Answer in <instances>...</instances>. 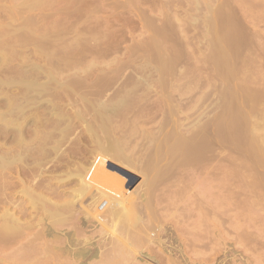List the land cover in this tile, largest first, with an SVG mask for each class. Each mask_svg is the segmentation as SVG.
Listing matches in <instances>:
<instances>
[{"label": "rangeland", "instance_id": "obj_1", "mask_svg": "<svg viewBox=\"0 0 264 264\" xmlns=\"http://www.w3.org/2000/svg\"><path fill=\"white\" fill-rule=\"evenodd\" d=\"M24 1L29 2V5L27 2L26 5ZM200 1L0 0V22L1 20L5 23L12 21L14 27L15 24H18L15 28L24 26L20 28L22 31H18L20 36L18 39L16 38L18 35L15 38H5L8 35L3 34L5 40L1 36L5 43L2 40L0 42L6 45L3 48L9 50L13 45L16 48V45L21 46L22 40H26L25 45L27 49H30H28L29 56L32 57H30L29 63L25 62L21 64V67L20 60L14 55L16 58L7 63V68L10 69L9 73L14 70L10 74L5 72L6 75L15 77L18 70L22 68L30 70L31 60L33 63L51 67L52 71L57 70L55 71V74L58 73L57 81L65 85V88H57L56 95L54 94L56 112H61L64 115L67 113L68 115L90 117V115H95V107L99 104L105 103L104 106H108L110 103L109 107L114 108L115 114L109 115H116L114 120L118 125H121H117L118 131L126 126L123 130L127 129L126 131L132 133L134 138L132 137L131 140L134 144L137 142L139 145L143 137L146 138L143 141L146 143V146L144 145L146 148L143 149L139 146L137 153L140 157L143 151L145 154L143 153L142 156H145L151 164L144 160L145 158L137 156L140 161L134 159L137 162V164L134 162V165H137H135L136 169L134 166L133 169L130 168L133 171L130 170L129 177L125 178L127 182L129 178L133 181L131 177L136 181L129 180V183L121 184L119 196L123 194L125 196L123 199L126 201V203L123 201V204H127L125 207L129 208V211L131 210L132 215L136 213L135 217L131 215L135 227L138 228V225L142 224L139 227L143 228L145 223L149 224L147 217L156 215V217H150L149 222L153 225L152 229L157 230V235L149 236L147 241L146 238L140 240L142 243L139 242L138 246L135 245L133 250L135 252L132 251L130 254L131 260L127 258L125 264H148V262L149 264H210L211 262V264H231L232 262V264H264V167H262L264 166V151L261 152L264 141L258 138L264 135V0ZM36 2L40 5L35 4ZM31 5L34 6L33 9L28 7ZM20 6L21 8H19ZM26 6L31 10L26 11L28 9ZM207 16L210 20H207ZM205 18L207 23H205ZM4 22L1 23L4 24ZM20 22L22 24L24 22L26 25H22ZM25 26H28V32ZM30 35L32 36L30 37ZM20 38H22L21 42L17 41ZM25 42L23 41V43ZM23 43L22 45H24ZM34 46L39 47H36V50L40 52L42 58L35 54L36 50L32 51L33 55L30 53ZM1 52L10 53L3 50L0 51V55L3 54ZM0 76H2L1 73ZM145 85L146 87H144ZM248 90L251 92L249 93ZM249 94L252 96L249 97ZM85 100L89 102L87 103ZM249 101L253 102V106ZM2 104L3 101H0V108ZM245 106L248 108L252 106L249 109L250 113ZM42 110L39 108L30 112L48 115L47 110ZM118 116H120L119 123L116 119ZM187 116L189 117L187 118ZM245 116L248 118L250 116V118L246 119ZM124 117L127 121L124 120ZM236 118L241 120L238 121ZM246 123L249 124L245 126ZM253 123L260 124L259 128L262 130L257 129V125L251 128ZM160 124H163L162 128L159 127ZM256 131L257 137L255 136L257 135ZM163 137H166V143L160 142L165 141L162 139ZM255 137L262 142V145L259 140L256 143L252 141ZM262 138L264 139V136ZM250 141L253 143L252 145ZM156 143L157 147L154 149ZM158 143L160 147L163 145L164 151L159 148ZM179 143L180 145H178ZM172 144L174 145L170 148H175L174 146L177 144V150L169 148V145ZM247 148L250 152L247 151ZM158 151L163 154L160 158L157 157L160 155ZM87 155L91 157L90 153ZM162 156L166 157L161 159ZM152 158L160 164H156ZM141 160L151 165L150 167L147 164L150 171L146 170L145 163L143 165ZM86 163L88 164L89 161ZM162 165L165 168L160 167ZM66 167L63 166L62 170H65ZM159 167L165 170L162 169V172L157 173L161 171ZM141 172L146 176L145 183L139 182L140 180L137 178ZM156 173L159 175L157 176ZM71 180L62 187L66 191H70L74 187L76 180ZM129 184L133 186L131 187ZM128 185L129 188H133L130 189L134 190L132 192L138 188L137 193L129 192ZM148 188H150V192ZM143 192L145 193L142 194ZM133 194L139 197L134 196L135 199L137 198L135 200L131 198ZM150 194L153 196L151 197ZM143 197L145 199L148 197L146 202L150 199L148 203L151 207L148 206V208L153 213L145 208L148 216L145 215L147 217L144 218L147 221L142 219L144 215V213L141 214L142 210L138 211L137 209V213L135 209H132L140 207L139 205L144 199L140 202L138 198ZM134 200L137 201V205H134L136 202L133 204ZM159 201L161 202L159 203ZM146 202L143 201L145 205L148 204ZM145 205L140 208L143 209L147 206ZM160 206L164 208L161 210ZM145 209L143 212H146ZM159 211L160 214L164 211L167 216L162 214V217H158L161 216ZM104 217L105 222L101 220ZM140 218L143 222L139 221L140 223L137 224ZM106 219L105 215L96 218L100 221L96 223L97 227L101 226L100 228L95 226V221L93 223L92 220L93 227L88 222L87 230L85 227V230L83 228L85 233L82 231L85 237L81 235L82 233L78 234V237L87 238L88 235L91 237L95 235V239L96 237L99 239L98 235L101 232L98 231L104 228L102 226H111L108 225ZM151 220H154V223ZM122 225L124 226L123 223ZM149 225L145 228L151 227ZM117 226H111L112 239L116 238L113 239L114 242L112 239L110 240V234H108L110 241L107 238L106 240L110 242L109 244L112 241L116 245V240L118 244L121 243V241L118 242V239L123 236L122 227ZM96 230H98V234ZM102 232L99 236L105 233ZM157 237L162 242L154 241ZM164 239L166 240L164 241ZM106 240H103L101 249H99L103 252L98 256L102 255L101 258L112 259V257L107 258L112 254L114 259L119 250L112 247L114 245L112 244L109 247L111 250L107 249L109 253L111 252L109 254L106 250L107 245L109 246L106 244L108 243ZM163 245H167L169 248L167 249ZM179 245L181 246L178 247ZM114 250L117 252L115 253ZM104 252L106 254L103 255ZM142 253L143 256H140ZM193 254H196L195 258ZM144 255L152 261L146 260ZM185 257L187 258L185 259ZM139 259H141V263ZM96 260L102 261L100 258ZM96 260L92 258L87 262L88 264H97ZM142 260L148 262L143 263Z\"/></svg>", "mask_w": 264, "mask_h": 264}, {"label": "bare ground", "instance_id": "obj_2", "mask_svg": "<svg viewBox=\"0 0 264 264\" xmlns=\"http://www.w3.org/2000/svg\"><path fill=\"white\" fill-rule=\"evenodd\" d=\"M223 2H227V1L224 0ZM27 3L29 5V2H27ZM27 3H26V5H27ZM42 3H43V1H42ZM35 4H37V2ZM32 5H34V4H32ZM32 5L28 6V7L31 8ZM37 5H40V3H38ZM28 7L26 6V8H28ZM203 7H204V5H203ZM205 7H207V6H205ZM19 8H21V6ZM30 8L26 9V11L29 10ZM33 8H34V6L31 9H33ZM3 10H4V7H3ZM24 10H25V8H24ZM199 10H202V9H199ZM13 12H12V14H13ZM2 14H4V13H2ZM195 16H196V14H195ZM208 19H209V17L207 16V20ZM21 20L23 21V19H21ZM25 20L27 21V19H25ZM179 20H181V19H179ZM205 20H206V18H205ZM207 20L205 23L208 22ZM1 22H4V21L1 20ZM1 22H0V41L2 40V37L4 35L5 36L8 35V37H5V38H10V37L15 38L17 35H18L16 37L17 39H18V37H20L18 34V31L19 30L22 31V29H20V28L24 27V26H22V27L20 26L22 24L21 22H20L21 24L19 25L20 28L19 27L15 28L18 26V24H15V27H14L13 26L14 23L12 21H8L7 23L4 22V24H2ZM23 24H24V22H23ZM24 25H26V24H24ZM180 26L182 27L183 25L181 24ZM27 27H26V30H27ZM210 27L211 26L209 25V28ZM34 28H35V26H34ZM191 28H193V27H191ZM177 29H178V27H177ZM227 29H229V28H227ZM27 32H28V30H27ZM31 32L33 33V31H31ZM23 34L27 36V34H25V33H23ZM36 34H37V32H36ZM45 34H46V32H45ZM257 35H259V34H257ZM31 36L32 35H30V37ZM181 36H182V34H181ZM208 36H210V35H208ZM208 36H207V38H208ZM212 37H213V35H212ZM5 38L3 40H5ZM39 38H41V37H39ZM21 39L22 38H20L17 41L21 42L20 41ZM29 39H31V38H29ZM29 39H27V40H29ZM183 39H185V38H183ZM259 39H260V37H259ZM3 40H2V42H4ZM12 41H13V39H12ZM23 41L25 42L26 40H22L21 44L18 42L21 46L16 45L17 46L16 48L13 47L14 45L12 44L13 45V46L11 45L12 49L10 48L11 52H10V49L7 50V48H5V49L3 48L4 46H6V45H4L5 42L4 43L0 42V49H1L0 51L6 50V51L10 52L8 54L6 52H1L3 54L0 55V73L2 75V76H0V101H3V104L0 108V264H88L87 261L88 260L90 261V259H92V258H94V260H96L97 258H98V260H99V258H100V260H102L101 262L96 260L97 264L98 263L99 264H121L124 261H125L124 262V264H125L127 262L126 261L127 258H128V260H131L130 254L134 250L135 245H137L139 242L142 243L140 240L146 238L145 240L147 241L149 236H151V235L156 236L157 235L156 234L157 230L154 231L152 229L153 225L149 222L150 217H153V216L156 217V215H154L152 213V211H150V208H148V206L151 207V205H149L150 203H148V202H150L149 201L150 199L146 202L145 200H147L148 197L146 199L144 197L138 198L140 202L142 201V199H144L143 201L148 203V204H146L147 205L146 206L142 201L143 205L146 206V207H143V209L148 208L149 212H151L153 214V216H148L146 209H145L146 212H143L144 210L141 209L143 206L142 203H140V205H139L141 207V208L139 207L140 210H139V208H136V207L132 208L131 207L132 204H129V205H131L129 207H131L132 209H135L136 211H137V209H138V211L142 210V213L140 212L141 214L144 213L143 218L141 217L142 219L146 220L145 218L148 216L147 220H148V223L151 225V227L145 228V226L149 225V224L145 223V226L143 224V226H144L143 228L139 227V226H142V224L138 225V228H140V229H138L137 227H135V225H133L134 219L132 218V216L136 215V213L135 214L133 213V215H132L131 210L129 211V208L125 207L127 204H123L124 202L126 203L125 199H123L125 196H123L122 193H121L122 195L119 196L120 195L119 192L121 190L120 185L123 183H129L130 182L129 181V180H131L130 178L128 179V182H127V179H125V178L129 177V171L130 170L133 171L132 170L133 166L136 169V166H137L136 161L139 160V158L143 157L142 156V154L144 153L143 151H142V153L140 151V153H141L140 157L138 156L137 152H138L139 146H141V148H143V149L146 148V147H144V145L146 143L143 142L144 139L146 140V138L143 137V140H141L142 145H141V143L138 145L137 142L135 144L132 143L133 140H131V139L134 138L132 136V133L129 131H126L127 129L123 130L126 126H123L124 128L122 130L118 131V129H119L118 126H121V125L120 124L118 125L117 121L114 120V117H117L116 115H109V114H115V113H114V108L109 107L111 105L108 102H107L109 104L108 106H104V104H105L104 103V104H99L97 107H95L96 113H95V115H90V117H87L86 115H68L67 113H65V111H64V113L66 115H64L63 113L61 114V112L60 113L56 112L57 110H55V109H57V108H56V104L54 103V99H56L55 92H56L57 88H59V89L65 88V85L60 84L57 81L58 73L56 72L57 75L55 74V71H57V70L52 71L50 69L51 67L49 68L47 66L45 67V65L42 66L39 63H33L32 60L30 61V64H31L30 66H32L30 68V70L25 69L26 70L25 71L23 68H22L23 70L21 69V67H22L21 64H23L25 62L29 63V60L32 58L31 56H29V50L30 49L29 48H28L29 50L27 49V46L25 45L26 42L23 43ZM35 41H36V39H35ZM31 42H29V43H31ZM1 43L3 44V46L1 45ZM22 43L25 46L22 45ZM40 43H42V42H40ZM24 47H26V48H24ZM36 47L35 46H34V48L31 47L32 48L30 51L31 54H32L33 50H36L37 48H39V47H37V48ZM2 48H3V50H2ZM36 51H35V54L37 56H39V58H42L40 52L39 51L36 52ZM14 55L17 57V59L20 60L19 64L21 65L20 69L22 71L18 70L17 76L10 77L9 74L14 69L9 73L10 69L7 68V63L12 61L13 58H16ZM50 55H51V53H50ZM79 57H80V55H79ZM51 61H53V60H51ZM217 61H218V59H217ZM75 66H76V64H75ZM171 68H173V67H171ZM11 69H12V67H11ZM15 71H17V70H15ZM5 72H7L9 74L6 75ZM66 87H68V86H66ZM144 87H146V85ZM242 87H244V86H242ZM91 92H92V90H91ZM248 92H249V90H248ZM204 94H206V93H204ZM250 95L251 94H249V97H250ZM208 97H209V95H208ZM98 98H97V100H98ZM246 98H248V96ZM252 99H254V98H252ZM120 101H122V100H120ZM251 101H249V102L252 105L253 102L251 103ZM86 102L88 103L89 101H86ZM243 102H246V101H243ZM94 104H96V103H94ZM237 104H238V102H237ZM252 106H250V108H252ZM39 108L40 109L42 108L43 110H47L48 115H39V114H35V112H30V111H33L34 109L38 110ZM245 108H247V110L249 112L250 108H248L246 106H245ZM254 109H257V108H254ZM62 110H64V109H62ZM190 111H191V109H190ZM240 111H241V109H240ZM234 112H233V114H234ZM236 112H237V110H236ZM239 114H242V113H239ZM119 117L120 116H118V118H116V119L118 120ZM188 117L189 116H187V118ZM249 118H250V116H249ZM249 118L246 117V119H249ZM182 119H184V118H182ZM119 120H118V123H119ZM124 120L127 121V119L125 117H124ZM178 120H180V119H178ZM240 120H238V121H240ZM233 121H234V119H233ZM243 121H245V120H243ZM243 121H242V123H243ZM248 121H246V122H248ZM164 123H166V122H164ZM258 123H255V124L253 123L251 128L253 126H256ZM121 124H122V122H121ZM247 124H249V123H246L245 126H247ZM124 125H126V124L124 123ZM162 125L160 124L159 127L162 128ZM257 126H258V127H256L257 129L259 127H261L260 124ZM174 128H172V129H174ZM253 129H255V128H253ZM260 129L261 128H259V130ZM248 130H250V129H248ZM259 130H258V132H259ZM162 131H164V129H162ZM170 133H171V131H170ZM164 134H166V133H164ZM164 134H163V136H165ZM167 134H168V131H167ZM256 134H257V131H256ZM255 136L257 137L258 134ZM259 136H261V135L259 134ZM263 136L258 137V138L259 139L261 138L264 141V139L262 138ZM245 137L247 139L246 135H245ZM256 137L254 139H252V141H254V143H256V141L259 140V139L257 140ZM159 138H160V136L158 137V139ZM165 138L163 137L162 139L164 140ZM160 142L166 143V139H165V141H160ZM159 143H158L159 148L160 149L162 148V150H163L164 149L163 145H162V147H160ZM250 143H251V141H250ZM252 144L253 143H251V145ZM257 144H259V143H257ZM131 145H134V146H131ZM173 145L174 144L169 145V148H170V146H173ZM176 145L177 144H175V146H174L175 148H173V147H171V148L176 149V147H177ZM178 145H180V143ZM261 145H262V142H261ZM155 147H157V143H156V146H154V149H155ZM259 147L260 148L263 147L262 150L260 149L261 152L264 151L263 150L264 146H262V147L259 146ZM253 149H255V148H253ZM157 150L158 149L156 148V151ZM247 151H248V148H247ZM248 152H250V151H248ZM87 153H90L91 157H88ZM136 153H137V155H136ZM151 153H153V152H151ZM158 153H160V152L158 151ZM167 153L168 152H166V154ZM161 154L162 153H160V155H157V157L160 158ZM252 155H254V154L252 153ZM250 156H251V154H250ZM165 157L162 156L161 159H163ZM135 158H136V161H134ZM144 158H145V156L142 159H144ZM252 158L256 159L254 157H252ZM261 158H262V156H261ZM144 160L148 161L146 158ZM152 160L155 162L154 158H152ZM87 161H89L88 164L86 163ZM143 161H142V164L144 165V163H145V168H147L148 167L147 164H149L150 162L148 161L149 162L148 163V162H143ZM134 162H136V164H135L136 166L134 165ZM155 163L158 164L157 162H155ZM142 164H141V166H142V168H144V166ZM150 164H149V166L151 167ZM163 165L160 167H163ZM63 166H67L65 168V170H62ZM139 166H140V164H139ZM152 167H153V165H152ZM262 167H264V166H262ZM130 168H132V169H130ZM148 168L146 170H148ZM159 168H158V170H159ZM163 168H165V167H163ZM163 168H160L161 171H159L157 173L162 172ZM154 169H151V170H154ZM164 170L165 169H163V171ZM148 171H150V170H148ZM157 173H156V175L158 176L159 174H157ZM154 177H156V176H154ZM131 178L133 179V181L135 180L133 177H131ZM137 178L140 180L139 182H141V183H145V181H146V179H145L146 176L142 172L139 174V176ZM71 179L76 180L74 187L71 188L70 191H66L62 187L65 186L66 184H68L69 182H71L72 181ZM164 183H165V181H164ZM132 184H129V185L132 187L133 186ZM129 185H128V190L133 189V188H129L130 187ZM160 185H159V188H160ZM162 187H164V186H162ZM137 189L138 188H136V191H137ZM148 189H149L148 191L150 192V188H148ZM165 189L167 190L166 187H165ZM132 191H134V190H130L129 192H132ZM136 191L132 192V193H137ZM140 191H141V189H140ZM138 192H139V190H138ZM149 192H147V193H149ZM126 193H125V195H126ZM144 193L145 192H143L142 194H144ZM160 195L162 196V194H160ZM134 196H136V195L133 194V197H131V198L135 199ZM144 196H146V195H144ZM152 196L153 195H151V197ZM126 197H128V196H126ZM136 197H139V196H136ZM127 199H129V198H127ZM133 199H131V200H133ZM135 200L133 201V204H134V202H136L134 205H137L138 203ZM160 202L161 201H159V203ZM157 206H158V204H157ZM162 208H164V207H161L160 209L162 210ZM138 211H137V213H138ZM164 211H165V209H164ZM164 211H162L163 216L165 215ZM140 213H139V215H140ZM162 214H160V211H159V215H161V216H158V217H162ZM104 215L107 218L106 220H107L108 225H111V226L112 225L113 226L118 225V226L122 227L121 233L123 236L121 235L122 236V237L120 236L121 238H119V239L117 238L118 242L121 241L120 244L117 243V240H116V245L114 244L115 241L113 239H115L116 237L112 239L111 233L113 231H111V229H112L111 226L110 227L102 226V227H104L103 229H100V230L98 229L99 231L96 230V233H97V231L101 232V233H99V235H101L103 233L102 231L105 232L102 236L98 235L99 239H97V237L95 239V237H94L95 235H93L92 237H91V235H88L89 237H87V238H79L78 237V234L80 235V233H82V231L84 232L85 227L86 226L88 227V225H87L88 222H90L91 226H92V220H93V223L95 221V224H96L97 222H100L99 220H96V218L104 216ZM145 215H147V216L145 217ZM140 216H142V215H140ZM165 216H167V215H165ZM136 218H137V216H136ZM141 218H140V220L137 221V224H139L140 222H143ZM101 220H103L105 222V217H104V219H101ZM154 220H156V219H154ZM90 223H89V226H90ZM122 223L124 224V226L122 225ZM115 224H117V225H115ZM119 224H121V225H119ZM103 225H105V224H103ZM93 226H94V224H93ZM95 226L97 227V224ZM87 227H86V230H87ZM100 227L98 226L97 228H100ZM121 227H119V228H121ZM83 228H84V230H83ZM91 229H89V230H91ZM139 230H143V231H139ZM114 231H116V230H114ZM84 233L81 234V235H84L83 237H85ZM90 233H92V232H90ZM93 233H95V232H93ZM108 234H110V240L112 239L114 241L113 243L111 241V244H109L110 242H108V241H110L108 238L109 237ZM80 237H82V236H80ZM106 238L108 239V241L106 240ZM137 238L139 241L137 240ZM139 238H141V239H139ZM103 240H106L108 243H106V241H105V243L109 244V246L107 245V248H106V244H105V246L103 245L106 248V250L108 249L110 251L111 248L109 249V247H111L110 245H112V244L115 245V246L112 245V247L119 250V253L117 254V256L115 254L117 251L114 250L115 253L113 251V254H115L114 256H116L114 259H113V255L111 254V252L109 253L108 250H107V252L109 254H111V256H109L107 253V255H108L107 258L112 257V259L111 258L105 259L106 257L101 258L102 255L98 256V254L103 252L101 250L99 251V249H101V245H102ZM165 240L166 239H164V241ZM175 240H176V237H175ZM154 241L157 242V241H161V240H159V238L157 237L154 239ZM164 241H163V244H165ZM174 242H176V241H174ZM178 244H179V242H178ZM151 245L153 246V244H151ZM151 245H150V248H151ZM164 246L167 249L169 248L167 245H163V247ZM180 246L181 245H179L178 247H180ZM185 247H186V245H185ZM7 249H9V252H7ZM176 250H178V249H176ZM193 250H195V249H193ZM156 251H154V253ZM195 251H194V253H196ZM133 252H135V251H133ZM140 252H142V251H140ZM160 252H162V251H160ZM176 252H178V251H176ZM102 254L104 255L106 253L104 252ZM137 255L139 256V254H137ZM160 255L163 256V254H161V253H160ZM195 255L196 254H193L194 258H195ZM140 256H143V253H142V255L140 254ZM24 257H25V260H23ZM145 257H146V260L147 259L150 260V258L148 256H145ZM134 258H133V261H134ZM139 258H141V257H139ZM163 258H165V257H163ZM186 258L187 257H185V259ZM188 258L190 259V257H188ZM141 259H139L140 263H141ZM222 259L224 261V258H222ZM144 260H145V258H144ZM167 260H169V259H167ZM257 260H259V259H257ZM137 261L138 260L136 259V262ZM150 261H152V260H150ZM160 261L162 262V260H160ZM210 261H213V260H210ZM210 261H208V262H210ZM147 262L143 261V263H147ZM148 264H149V262H148ZM190 264H192V263H190Z\"/></svg>", "mask_w": 264, "mask_h": 264}]
</instances>
